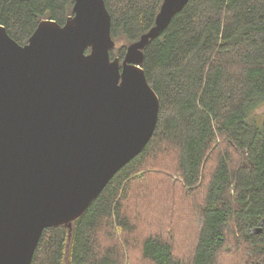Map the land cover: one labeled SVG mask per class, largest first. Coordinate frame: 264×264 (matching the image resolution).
I'll use <instances>...</instances> for the list:
<instances>
[{"label":"trees","instance_id":"16d2710c","mask_svg":"<svg viewBox=\"0 0 264 264\" xmlns=\"http://www.w3.org/2000/svg\"><path fill=\"white\" fill-rule=\"evenodd\" d=\"M104 2L121 62L163 0ZM73 5L0 0V26L24 45ZM142 54L159 100L151 139L70 227L43 231L31 264H264V116L251 117L264 106V0H189Z\"/></svg>","mask_w":264,"mask_h":264},{"label":"water","instance_id":"95a60500","mask_svg":"<svg viewBox=\"0 0 264 264\" xmlns=\"http://www.w3.org/2000/svg\"><path fill=\"white\" fill-rule=\"evenodd\" d=\"M188 1L163 0L121 62L104 0H74L24 45L0 26V264H31L43 231L70 227L148 144L159 100L142 51Z\"/></svg>","mask_w":264,"mask_h":264},{"label":"rangeland","instance_id":"374dc122","mask_svg":"<svg viewBox=\"0 0 264 264\" xmlns=\"http://www.w3.org/2000/svg\"><path fill=\"white\" fill-rule=\"evenodd\" d=\"M121 44L122 43H115V46L118 47ZM263 116H264V106L260 105L254 110V113L252 114L251 117L254 118V119L257 118L259 120ZM176 196H177V198L179 200V198L181 197L180 191H177ZM169 217L171 218V222L176 224L177 229L179 228V225H180V228L183 229V230H187V229L192 227L191 219L177 218V216L174 217L173 215H170V214H169ZM178 223H179V225H178ZM189 232H191V230L190 231H186L182 235L183 239H185V237H187V234H189ZM231 259H233V260H231ZM223 262H226V264H242V259L240 257L238 258V257L229 256V257H224L223 258Z\"/></svg>","mask_w":264,"mask_h":264},{"label":"bare ground","instance_id":"6f19581e","mask_svg":"<svg viewBox=\"0 0 264 264\" xmlns=\"http://www.w3.org/2000/svg\"><path fill=\"white\" fill-rule=\"evenodd\" d=\"M140 153H141V152H140ZM140 153H139V154H140ZM139 154H138V155H139ZM138 155H137V156H138ZM129 162H130V161H129ZM129 162H128V163H129ZM128 163H127V164H128ZM123 167H124V166H123ZM101 192H102V191H101Z\"/></svg>","mask_w":264,"mask_h":264}]
</instances>
